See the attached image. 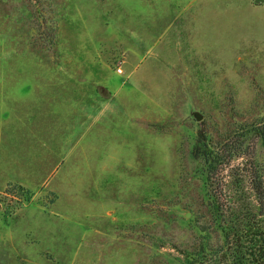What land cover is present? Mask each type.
I'll use <instances>...</instances> for the list:
<instances>
[{"label":"rangeland","instance_id":"obj_1","mask_svg":"<svg viewBox=\"0 0 264 264\" xmlns=\"http://www.w3.org/2000/svg\"><path fill=\"white\" fill-rule=\"evenodd\" d=\"M237 143L264 174V0H0V264H229Z\"/></svg>","mask_w":264,"mask_h":264},{"label":"trees","instance_id":"obj_2","mask_svg":"<svg viewBox=\"0 0 264 264\" xmlns=\"http://www.w3.org/2000/svg\"><path fill=\"white\" fill-rule=\"evenodd\" d=\"M223 148L205 153V174L223 194V201L215 206L222 214L229 264H264V174L254 165L242 173L246 166L240 143ZM244 187L250 191V199L239 203L232 194Z\"/></svg>","mask_w":264,"mask_h":264},{"label":"built area","instance_id":"obj_3","mask_svg":"<svg viewBox=\"0 0 264 264\" xmlns=\"http://www.w3.org/2000/svg\"><path fill=\"white\" fill-rule=\"evenodd\" d=\"M116 70H117V71H120V67H116Z\"/></svg>","mask_w":264,"mask_h":264}]
</instances>
